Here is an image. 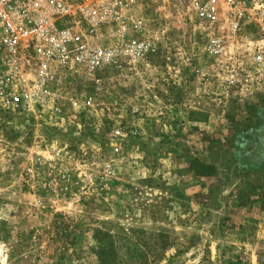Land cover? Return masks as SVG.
Segmentation results:
<instances>
[{
    "label": "rangeland",
    "instance_id": "obj_1",
    "mask_svg": "<svg viewBox=\"0 0 264 264\" xmlns=\"http://www.w3.org/2000/svg\"><path fill=\"white\" fill-rule=\"evenodd\" d=\"M131 6L145 61L0 101V264H264L262 32L217 58L187 2Z\"/></svg>",
    "mask_w": 264,
    "mask_h": 264
},
{
    "label": "built area",
    "instance_id": "obj_2",
    "mask_svg": "<svg viewBox=\"0 0 264 264\" xmlns=\"http://www.w3.org/2000/svg\"><path fill=\"white\" fill-rule=\"evenodd\" d=\"M133 1L0 0V101L28 106L41 100L45 82L100 83L107 69L145 61L157 45L148 35L151 19L130 16ZM175 1L189 4L212 57L231 59L228 43L258 27L262 35L245 55L264 68V0Z\"/></svg>",
    "mask_w": 264,
    "mask_h": 264
},
{
    "label": "trees",
    "instance_id": "obj_3",
    "mask_svg": "<svg viewBox=\"0 0 264 264\" xmlns=\"http://www.w3.org/2000/svg\"><path fill=\"white\" fill-rule=\"evenodd\" d=\"M195 173L201 179H208V178H211L213 176L214 171H213V168H211V167H201L200 171H195Z\"/></svg>",
    "mask_w": 264,
    "mask_h": 264
}]
</instances>
